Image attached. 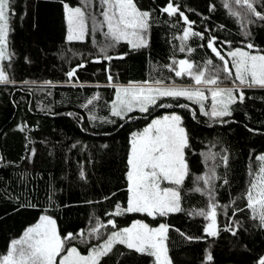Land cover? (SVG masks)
<instances>
[{
  "label": "trees",
  "instance_id": "trees-1",
  "mask_svg": "<svg viewBox=\"0 0 264 264\" xmlns=\"http://www.w3.org/2000/svg\"><path fill=\"white\" fill-rule=\"evenodd\" d=\"M136 2L141 10L152 12L148 47L130 51L121 42L115 48H108L107 55H128L107 61L100 51L106 43L104 32L107 31L105 25H99L103 21L100 0H12L15 12L9 35L12 59L1 62L16 83L0 85V255L6 254L12 239L19 238L40 215L47 214L57 220L62 234L84 232L87 243H82L79 237L72 241L83 253L101 242L89 235L97 218L105 224L113 218L119 227L128 226L134 220H144L154 227L159 223L171 225L167 243L173 264H259L264 257V227L259 226L258 219H252L244 195L251 180L250 170L259 167L255 156L264 155V89L246 90L245 101L232 106L233 115L224 118L230 121L225 124L200 115L198 105L183 98L178 103L195 109V120L180 108H154L150 115L144 114L147 119L135 112L131 115L139 119L119 120L110 115L115 89L109 86L107 65L113 84L146 80L186 83L188 80L175 77L165 65L185 57L201 67L208 59L219 65V60L206 47L210 37L217 38L216 46L222 54L248 43L254 45L251 50L264 53V21L249 14L248 19L253 22L248 23L243 19V10L233 0H173L195 22L193 30L205 37L203 40L190 37L183 43L194 51L188 53L186 48L182 53L180 38L187 25L178 14L169 17L160 12L167 0ZM225 2L230 8L224 7ZM64 3L85 7L88 33L84 41H67ZM254 6L264 12V0H257ZM233 10L242 16H233ZM93 17L98 22L96 31H93ZM95 60L101 62L95 63ZM81 63L86 67L69 81L65 74ZM45 81H51L54 86H44ZM96 95L100 97L98 100L87 108L82 107ZM162 102L177 103L170 98ZM170 111L184 118L192 145L186 150L190 178L182 190L183 211L155 220L140 213L110 217L107 214L114 211L115 204L126 207L131 133ZM90 115L97 119L90 120ZM105 116L116 119V123H104L100 118ZM32 149L35 156L31 154ZM201 153L219 155L212 160ZM223 155L228 156L226 166L221 160ZM213 165H216L217 177L215 197L221 206L217 209L220 233L215 238L203 233L207 221L188 214L206 207L208 197L194 191L202 185L195 177L203 176ZM233 211H236L234 216ZM229 225L236 235L224 231ZM111 230V226L101 229L105 236ZM188 236L203 239L188 240ZM209 253L211 261L207 260ZM101 264H153V261L117 245L112 254L102 258Z\"/></svg>",
  "mask_w": 264,
  "mask_h": 264
},
{
  "label": "snow or ice",
  "instance_id": "snow-or-ice-1",
  "mask_svg": "<svg viewBox=\"0 0 264 264\" xmlns=\"http://www.w3.org/2000/svg\"><path fill=\"white\" fill-rule=\"evenodd\" d=\"M256 2L257 0H233V3L243 10V19H247L248 23L253 22L248 19L249 14L264 21V12L257 10L254 6ZM100 4L103 8L100 13L103 21L99 22V25L107 27V31L104 32L106 43L100 48V51L105 54L104 60L124 59L128 55V53L116 57L107 55L108 48H115L121 42L126 43L130 51L148 47L151 11L141 10L136 0H100ZM63 7L67 22V41H84L88 33L85 10L79 6L72 7L67 3H64ZM224 7L230 8L229 3L225 2ZM160 12L166 13L169 17H175L178 14L187 25L180 38L182 44L179 51L183 53L187 48V52L192 53L194 49L187 47L183 42L188 41L190 37H199L201 40L205 38L203 33L193 30L192 25L195 22L190 21L180 10V6L173 3V0H167L166 6L161 7ZM231 14L237 17L242 16L241 12L234 10ZM14 15L12 0H0V62L12 59V53L9 51V35L12 30L11 19ZM92 19L93 31H96L98 22L94 17ZM249 34L245 33V35ZM224 43L231 45L230 41ZM216 45V37L208 38L206 47L222 62L219 65H214L212 59H208L203 67L190 59L173 60L172 64L165 65L175 77H189L194 82L190 85H177L174 82L165 84L163 80H146L118 85L112 83L113 77L109 74L107 76L109 86L115 89V97L110 102L111 117L119 120H136L140 117L131 114L138 112L147 119L144 114L150 115L154 108H180L189 112L195 120L196 110L189 104L178 103L183 98L198 105L200 115L221 124L229 123L230 121L224 118L233 115V105L245 101L246 90L264 89V54H253L241 47L231 48L222 54V50ZM245 47L253 49L254 45L248 43ZM8 66L10 67V64ZM84 67H86L85 64H78L65 75L71 81L78 70ZM15 83L16 81L9 77L4 64L0 63V85ZM23 83L29 84V81ZM44 86L54 85L51 81H45ZM206 93H210V96ZM99 98V95L93 96L82 107L87 108ZM165 98H170L177 103H164L162 101ZM89 119L95 121L97 117L90 115ZM100 119L104 123H116V119H109L107 116ZM120 126L123 127V125ZM19 130L24 131V127H20ZM249 131L252 130L249 129ZM191 147L190 136L184 126V118L175 111L156 116L142 130L132 132L127 154L126 207L117 203L114 211L107 215L121 217L140 213L155 220L157 217L163 218L182 212V190L186 180L190 178L186 150H190ZM31 154L35 156V149H32ZM201 155L215 160L219 153H201ZM221 160L226 166L228 156H221ZM255 160L259 162V167L249 172L251 180L244 198L247 209L252 213V219H258L259 226L264 227V155L255 156ZM215 168L216 165H213L203 176L195 177L196 182L202 181V185L195 187L194 191L206 195L208 200L206 207L188 213L207 221L203 227V233L212 238L218 237L220 233L217 209L221 206L216 200L214 191V181L217 179ZM80 176L82 179L85 177L83 170ZM224 183L226 184L227 180ZM29 206L35 207V205ZM44 211L47 212V209ZM236 211H244V209ZM236 211H233V216ZM107 226H111L112 230L105 236L101 229H106ZM170 228L172 226L167 223H159L158 226L153 227L144 220H134L130 226L121 228L113 218H109L106 224L97 218V223L90 229L89 235L101 242L90 246L87 253L83 254L77 246L72 244V241L78 237L82 243L88 242L83 231L76 234L72 232L62 234L58 230L57 220L51 215L42 214L36 223L24 230L20 238L10 241L6 254L0 255V264H101L102 258L112 254L117 245L152 258L153 264H173L167 243ZM175 230L179 232V229ZM224 231H231L232 235H236V231H233L230 225L225 227ZM180 234L184 235V233ZM186 239L198 240L203 237L188 236ZM207 260H212L211 253L207 255ZM259 264H264V257L260 259Z\"/></svg>",
  "mask_w": 264,
  "mask_h": 264
},
{
  "label": "rangeland",
  "instance_id": "rangeland-1",
  "mask_svg": "<svg viewBox=\"0 0 264 264\" xmlns=\"http://www.w3.org/2000/svg\"><path fill=\"white\" fill-rule=\"evenodd\" d=\"M84 2V4H87L85 1H83ZM79 7H81L82 9H84L85 10V12H86V9H85V7L84 6H79ZM102 19H103V16H102ZM86 25H87V27H88V18L86 17ZM106 26V25H105ZM106 29H107V27H105ZM233 48H235V47H233ZM241 48H244L246 51H250V52H252L253 54H256V53H261V54H264L263 52H261V51H258V50H251V49H247V48H245V47H241ZM228 50H231V49H228ZM227 50V51H228ZM226 51V52H227ZM181 59H189V58H181ZM180 60V59H179ZM179 60H177V61H179ZM191 60V59H190ZM192 61V60H191ZM220 62V61H219ZM1 63V62H0ZM222 62H220V64H221ZM230 67H231V65H229ZM233 71H234V69H233ZM181 79H186V80H188L186 83H175V84H177V85H190V84H192V83H194L189 77H183V78H181ZM112 83H113V81H112ZM227 83V82H226ZM120 84H122V85H127V84H124V83H120ZM119 83H118V85H120ZM167 84H172V83H167ZM206 94H208L209 96H210V93H206ZM208 103L210 104V100L208 101ZM170 112H173V111H170ZM170 112H165V113H163V114H161V115H158V116H162V115H164V114H167V113H170ZM176 112V111H175ZM178 113V112H177ZM145 127V126H144ZM143 129V128H142ZM141 129V130H142ZM131 225V224H130ZM130 225H128V226H130ZM31 226V225H30ZM128 226H123V227H128ZM29 227V226H28ZM123 227H121V228H123ZM154 227V226H153ZM156 227V226H155ZM22 236V235H21ZM20 236V237H21ZM19 237V238H20ZM83 253V252H82ZM83 254H86V253H83Z\"/></svg>",
  "mask_w": 264,
  "mask_h": 264
},
{
  "label": "water",
  "instance_id": "water-1",
  "mask_svg": "<svg viewBox=\"0 0 264 264\" xmlns=\"http://www.w3.org/2000/svg\"><path fill=\"white\" fill-rule=\"evenodd\" d=\"M119 56V55H118ZM107 74L109 75L110 74V71H109V65H107ZM111 75V74H110Z\"/></svg>",
  "mask_w": 264,
  "mask_h": 264
}]
</instances>
